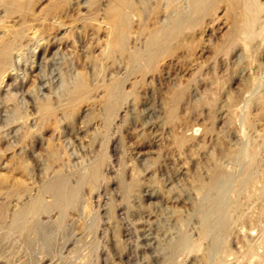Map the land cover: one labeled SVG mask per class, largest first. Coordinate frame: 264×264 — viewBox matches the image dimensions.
<instances>
[{
  "label": "rangeland",
  "instance_id": "374dc122",
  "mask_svg": "<svg viewBox=\"0 0 264 264\" xmlns=\"http://www.w3.org/2000/svg\"><path fill=\"white\" fill-rule=\"evenodd\" d=\"M70 1H65L66 7L63 6L59 14L61 20L66 21H63L65 24L57 27L55 24L57 18L48 13L53 0H37L36 18L27 19V26L32 28V32L41 29V25L53 27L55 24L54 27L57 28L51 27V29L47 26L49 33L43 35L39 46L35 42L40 34L29 32L23 42V58L17 56L15 58L19 71L12 70L10 76H6L0 87V117L2 116L0 119L6 123L13 116V107L18 106L20 110L28 111L30 119L28 123L31 126L34 124V129L38 123L36 121L38 120L36 112L38 96L40 99L47 98L48 95L54 100L63 99L61 88L63 71L67 73L66 84L71 85L78 73H85L87 78H92L90 84L93 89L90 98L82 102L78 109L75 119L77 126L71 127L70 122L64 120L62 111L59 110L58 117L63 119L62 128H56L54 125L45 128L42 131L45 138L41 142L34 143L33 146L32 144L28 146L27 149L31 153L29 177L16 174L15 177L9 179L11 180L9 183L5 184L6 187L0 186V264H80L79 261L83 262L86 258L88 260L85 261L86 264H164L165 259L171 255L170 245L178 239L182 230L179 224L180 219L187 222L186 232L189 233L191 241L199 239L200 223L194 215H196L197 206L202 201V195L196 188L200 180L203 183L204 181L209 182L217 168L225 173L234 175L239 173L240 168L236 166L235 159H231L228 155L234 150L238 151L241 145L248 140V134L251 131L238 124L240 123L239 117L248 105V116L255 123L254 133L253 131L251 133L256 135L264 130L261 103L252 102L255 93L253 90L255 91L258 87L264 89V44L258 46L259 50L250 51L248 47L240 43L235 50L228 53L223 52L221 46L226 41L232 27L231 20L234 18V10L231 6L232 0H219L215 3L216 5L212 6L213 9L211 8L209 13L200 15L195 25L186 27L187 29L183 30L178 39L172 40L169 47L171 51L162 55L153 66H146L142 63V73L130 72L129 65L127 67V53V56L121 57L122 60L118 55L117 63L110 62V66L107 64L106 71L98 73L97 77L90 68L91 64L88 63L87 56L90 53L91 56L101 55L102 49L105 48L103 46H105V39L110 29L105 9L110 0H98L94 5L99 6L96 8L88 7V0ZM133 1L137 13L135 16L134 14L130 16L131 27L128 39L130 51L141 48L145 38L149 35L148 32L160 28L161 18L164 20L166 16L163 5L166 0H146L148 1L146 4L145 0ZM184 1L187 3L186 0H176L175 3L184 7L186 5ZM261 1L264 2V0ZM156 8L161 9L158 14L154 12ZM68 11L71 13L69 14ZM4 21L6 26L12 27L18 26L23 20L20 16L14 15ZM147 26L148 29H146ZM58 37L60 41L55 42L59 39ZM89 46H92V52ZM33 47L37 48L33 50ZM33 54L36 57L34 66L29 62ZM120 76L126 80L124 90L129 96L111 128L105 130L104 119L102 120L104 118L105 85L111 84L115 78ZM251 80L256 83L254 86L248 83ZM215 81L217 83H214ZM179 91H183V95L175 104L176 109L174 115L171 116L170 110L174 105V97ZM19 125H21V120L5 126L4 130L11 132L12 129L17 130ZM14 135L15 132L10 136ZM181 139L184 142H180ZM51 141L53 143L57 141V145L61 146V150L63 149L62 158L59 160H62L61 162L48 164L46 160L45 155L49 151L48 143ZM15 144L17 143L14 142ZM6 146L7 144L4 149L7 148ZM14 150L9 151L8 159L0 167V173H6V162L11 161L12 154L21 153V147L18 145ZM103 153L107 154L108 161H110L103 165L101 183L99 182L97 188H93L89 182L83 185L79 195L80 202L78 201L73 209L66 212L62 225L57 226L55 223L58 218L57 210L43 213L40 216L44 227L46 226V229L51 227L47 230L53 237L52 245L46 247L42 241H38L37 245L32 248L33 251L24 236L20 234L3 236L5 226L14 211L36 197L44 183L48 178L53 177L55 172L61 170L70 175L74 183L76 181L74 173L81 166L85 167L89 163L99 161ZM95 155H100V157L97 158ZM47 165H50L48 170H46ZM120 175L128 184L140 180L128 201L123 199L121 193ZM16 178L21 179L16 180ZM16 181L19 182V187L9 193L11 186L7 184L12 185ZM231 197L235 195L231 193ZM47 200L50 201L51 198L48 197ZM251 201L240 213V219L233 234L228 238L232 251L230 254H235L237 260L234 256L228 255L226 261L232 263L226 262L225 264H246V262L253 264L255 261L251 258L248 263L250 258L244 254V247L248 237L249 240H254V237L258 236L259 226L264 228L263 214H261L264 199L257 196L255 201L254 199ZM259 214H261L260 217ZM243 215L245 217H242ZM96 218L100 219V222L95 227ZM53 219L55 222L51 221ZM237 233L240 239L236 238ZM204 242L207 244L205 243L203 247ZM93 243L97 246L95 249H92ZM202 244L205 250L208 240L204 239ZM203 250L197 252L186 250L175 257L173 264H201ZM80 252L83 255L82 258L79 257Z\"/></svg>",
  "mask_w": 264,
  "mask_h": 264
},
{
  "label": "bare ground",
  "instance_id": "6f19581e",
  "mask_svg": "<svg viewBox=\"0 0 264 264\" xmlns=\"http://www.w3.org/2000/svg\"><path fill=\"white\" fill-rule=\"evenodd\" d=\"M65 1L66 0H53V2L51 3V5L49 7L48 13L50 15H54V17L57 18L56 19L57 21L54 19L57 22V23H55V21H54V23L57 25V27H59V26L61 27L65 24L63 22L65 20H63V19L61 20V18L59 16L60 11L62 10L63 6L66 7V5H64ZM97 1L98 0H88L87 1L88 7L91 8L92 6H94L96 4ZM175 1L176 0H166L165 4H163V2H161L164 5V8L166 10V12H164V14L166 13L165 19L163 20V18H161L162 20L160 22H162V23H159L162 26L158 29L151 31L150 33L148 32L149 35L145 38V41H144L143 46L141 48H137L134 51H130L129 50L130 48H128L129 47L128 39H129L130 27H131L130 26V16H131V14H134V16L136 15V13H137V9L135 7L136 5H134L133 0H110V3L108 4V6L105 9L107 24L110 27L109 32H108V37H107V39H105L106 40L105 46H103L105 48L102 49L100 47L103 50V51L101 50L102 51L101 55L95 53V55L97 54L98 56H91V53H90V55L87 56L88 63L91 64L90 68H92V71H94L96 76L98 77V75H97L98 73L100 74L103 71H106L105 68H108V66H110L109 65L110 62H113V63L115 62V64H116L117 63L116 62L117 57H119V56H120V58L124 57L127 53H128V56L126 55L128 57L127 67L129 65L130 72L142 73V71H143L142 63H144L146 66H153L162 55H164L166 52L171 51V49H169L171 41L176 39V38L178 39V37L181 36V34L183 33V30L186 27L195 25L199 21L200 15L202 13H204V15L207 14V12L209 13L212 6L215 3H217L219 0H186L187 3L184 1L186 3V5L184 4L185 5L184 7L178 5L177 2L175 3ZM36 2H37V0H0V9H1L0 12L2 13L0 15V31H1L0 32V87L4 83L6 76H10V73L12 70L13 71L16 70V72H17V70L19 71V69H17L18 67H17L15 58H16V56L18 58H23V51H22L23 50V42H24L25 38L27 37V35L29 34V32L32 30L31 27L27 26V19L30 18V20H31V18H34V17L36 18V12H35ZM147 2L148 1H146L145 4ZM70 3H71V1H70ZM179 4H181V2ZM231 4L230 5L233 6V10H234V13H233L234 18H233V20H231L233 23H232V27L229 31L228 37H227L226 41L224 42L223 46H221L222 51L225 53L233 51L239 46L240 43H242L243 46L248 47V50L250 49V51L258 49L259 48L258 46H261L262 44H264V2H262L261 0H232ZM74 7H76V6L74 5ZM96 7H99V6L97 5ZM159 8H161V7H159ZM161 9H163V8H161ZM70 10H72V9H70ZM160 10H158L156 8V10H154V12H156V14H158V12H160ZM233 10H232V12H233ZM41 11H42V9H41ZM70 13L71 12H69V14ZM233 14H232V16H233ZM14 15L20 16L23 20L22 23H20L18 26H12V27L6 26L4 20L7 18H11ZM72 15H74V14H72ZM70 16L71 15H69V17ZM41 17H42V15H41ZM54 25H53V27H54ZM41 26H42L41 29L35 30V28H34L35 31L34 32L31 31V33H33V34H36V33L40 34V36L37 38V41L35 42V43H37V46H39V42L43 40V35L49 31V28L52 27L51 25H50V27L47 25L49 28L47 26L46 27L45 26L43 27V25H41ZM57 27H54V28H57ZM142 28L144 29L143 26H142ZM146 29H148V26ZM58 41H60V38L57 39L55 42H58ZM91 45L93 46V44H91ZM177 45H178V43H177ZM92 46H89L90 51H91V49H93V48H91ZM36 48L37 47H35L33 50H35ZM263 48H264V46H263ZM29 49L31 50V48H29ZM172 49H174V48H172ZM94 51H93V54H94ZM241 51H242V49H241ZM85 55H86V53H85ZM240 55H241V53H240ZM236 58L237 57H235V59ZM241 58H242V55H241ZM120 60H122V58ZM236 61H238V60H236ZM29 62H30V64H32V66H34V64L36 62V57L34 54L31 55V61H29ZM124 63H125V60H124ZM67 64H68V62H67ZM107 64H108V66H107ZM119 64H120V61H119ZM243 64H244V62H243ZM83 65H85V63ZM235 65H237V64H235ZM123 66H125V65H123ZM243 67H245V66H243ZM256 68H257V66H256ZM69 69H72V68L69 67ZM122 70H123V72L125 71L124 69H122ZM63 72L64 73H62L63 75L61 78V88L63 91V95H62L63 99L59 98L58 100H54L49 95H48V97L46 96L47 98H44V99L41 98L40 99V97L38 96L37 102H36L37 103V111L36 112L38 114V116H37L38 120L35 119L36 121H38V123L36 124L35 129H34V124H32L33 126H31L28 123V120H30L29 114L27 113L28 111L24 112V111H22L23 109L20 110L18 108V106L13 107V116L6 123L3 122L2 119H0V167L2 166L4 161L6 159H8V155L10 154L9 151H11V152L15 151L14 148L17 147V145L21 147V153L15 152L14 154H12L11 161L6 162V166H5V168L7 170L6 173H4V174H2L3 172L0 173V186H5L6 183H9L11 181V180L9 181V179L12 177H15L16 174H20L23 176L28 175L27 177H29V174H30V170H29V165H30L29 162L30 161L29 160L31 157V153H29L27 148L30 144H32V146H33L34 143L41 142V140L45 138L42 135V131L45 128L54 125L56 128L60 129L63 119L61 120L58 117V114H59L58 111L59 110L62 111L64 120L70 122L71 127L76 125L75 122H77V121H75V119L77 116L78 109H80L79 107H80L81 103L84 101H87L91 96L90 94H92L91 91L93 89H92L91 84H90V80L92 78L91 79L87 78L85 73H78L77 77L75 79H73V82L71 81L72 84L69 85V83L66 84V82L68 80L66 77L67 73L65 71H63ZM90 73H89V75H90ZM94 73H92V74L95 78ZM72 74H73V72H72ZM126 74H127V72H126ZM123 75H125V73H123ZM127 77H129V75L126 76V80H127ZM25 78H27V77H25ZM69 79L71 80L72 77ZM97 80H98V78H97ZM126 80L124 77L120 76V77L115 78L111 84L106 83L108 85H105V103H104V115H103L104 118H102V120L104 119L103 123H105V127H106L105 130L111 128V126L113 125V122L115 121V119L118 115V112L123 108L126 100L128 99L129 94H128V92H126L124 90V82ZM29 83H30V81H29ZM214 83H217V82L215 81ZM248 83L252 86H254L256 84L252 80L249 81ZM32 86H33V84H32ZM207 86H209V85H207ZM138 88H136V89H138ZM208 89H209V87H208ZM250 89H251V86H250ZM254 89H255V87H254ZM213 90H214V88H213ZM36 91L37 90H35V92ZM214 92H215V90H214ZM253 92H255V93H254V96L252 98V102H260L261 103V112H262V115L264 116V89H261V87H258L255 91L253 90ZM54 93H55V90H54ZM28 94H30V93H28ZM59 94L61 95V90H60ZM54 95H56V94H54ZM182 95H183V91H179L176 93V95L174 97V105L172 106V108L170 110L171 116L174 115V112L176 109L175 104L182 97ZM93 98H94V94H93ZM92 102H94V101H92ZM92 104H95V103H92ZM25 110H27V109H25ZM8 112H10V111H8ZM248 112H249V105L244 110V113H242V115L239 117L240 123H238V124H241L243 126V128L245 127L248 130H250L251 132L253 131V133H254V129H255L254 124L255 123H253L250 120V118L248 116ZM20 120H21V125H19L20 127L17 130L12 129L11 132H9V130H4L5 126H8V125L10 126L11 123H14V122L20 121ZM97 120H98V118H97ZM228 122H229V120H228ZM68 127H69V125H68ZM114 130H115V128H114ZM262 131L263 132L257 133L256 135L249 132L247 142L244 145H241L242 147L238 151L234 150V152H231L228 155L229 157H231V159L232 158L235 159L236 166L238 168H240L239 173H237L236 175H234L233 173H225L220 168H217L213 172L211 178L209 179L210 180L209 182L207 181V183H205V181H204V183H203L200 180V182L196 185L198 193H200L202 195V201H200L199 205L197 206L196 215H194L195 217L198 218V221L200 223L199 239L196 241L195 240L191 241V239H190L191 237L189 238V236H188L189 233L187 234V232H186L187 222L183 219H180L179 224H180L182 230L180 232L178 239L175 240L170 245L171 255L165 259L164 264H173L175 262V257L177 255L181 254L182 252L186 251V250H189V252L190 251H195V252L202 251L203 250L202 245L204 244L203 245V247H204L207 244L206 243L207 241L202 244V241L204 239L208 240V246L205 248V250H203V258H201L202 259L201 264H204V262L206 264L208 262H211L212 264H225L226 262L232 263V262L226 261V260H228L227 259V257H229L228 255H232V254H230L232 251L229 247L230 241L228 243V238L231 234H233L232 232H233L238 220L240 219V213L243 211L244 207L246 206V204L249 201H251L252 199H254V201H255V197L258 196L259 198H262V200L264 199V130H262ZM13 132H15V135L10 136ZM117 136H118V134H117ZM108 137L107 138L105 137V138L108 139ZM12 138H14V140ZM59 139H60V136H59ZM59 139H58V141H59ZM51 140H52V138H51ZM110 140H112V139H110ZM182 141H183V139L180 140V142H182ZM14 142H16L17 144L14 145ZM6 144H7V146H6L7 148L4 149V146ZM61 144L62 143H60V145ZM48 149H49V151H47L48 153L45 155L46 160L48 161V164L49 163L51 164L53 162H57L62 158L61 157V153H62L61 151L63 149L61 150V146L57 145V141H56V143H53L52 141L50 143H48ZM101 152H100V154H101ZM95 156H97V155H95ZM98 156L100 157V155H98ZM98 156H97V158H99ZM43 159H44V157H43ZM61 161H59V162H61ZM107 161H108V156H107V154L103 153L101 155V158L99 161H96L93 164L89 163V164H87L88 166H85V167L81 166V168L79 170H77L76 172L73 171V172H75L74 175H76V181H74V183L71 181L70 175L63 173L61 170H58L57 172L54 171L55 173L53 174V177L48 178V180L44 183V185L42 184L43 187H42V189H40L41 190L40 193L38 192L39 194L36 197L29 200L26 204L24 203L25 205L23 207L14 211V213L10 216V220H9V222H7V225L5 226V231L3 233V236L9 237V236H13L15 234H20V235L25 237V240L27 241V243L29 244V247L31 249L34 248L35 245H37L36 243L38 241H42V243H44V245L46 247H49L50 245H52L53 237L48 232L50 230L49 229L50 226L47 228L49 230H47L46 226L44 227V225L42 223L43 221L40 220V216L43 213H49L52 210H57L58 211V218H57L56 222L54 221V219L51 221L52 222L54 221L55 223H57L56 224L57 226H61L64 219H65L66 212L69 209H73L76 206V204L78 203L80 191H81L83 185L86 184L87 182H89V183H91L93 188H97V186H98V184L101 181L102 176H103V171H102L103 165ZM49 166L50 165H47L46 170L50 169ZM3 170L4 169H2V171ZM232 170H234V169L232 168ZM70 172H72V171H70ZM67 173H69V172H67ZM20 175H18V176H20ZM121 175L123 176L124 174H121ZM121 175L119 177V186L121 189V193L123 194V199L128 201L130 199V197L132 196V194L134 193V190L138 187L140 180H139V182L134 181L133 183L128 184V183H125L123 181V179L121 178ZM117 178H118V176H117ZM18 179H21V178H16V180H18ZM258 183H260V184L258 185ZM7 186H11L10 188L8 187L9 193H11L13 190H15L19 187V182L16 181L12 185L7 184ZM1 190H2V187H1ZM231 193L234 194L235 197H231ZM20 194H21V192H20ZM48 197L51 198L50 201L47 200ZM257 200H259V199H257ZM251 202H253V201H251ZM250 205H251V203H250ZM261 206H262V204H261ZM258 207H259V205H258ZM261 209H262V213L261 212L260 213L263 214L262 218L264 220V206ZM256 214H258V212ZM261 214H259L258 216L260 217ZM242 217H245V216L243 215ZM99 222H100V219L96 218L94 226L96 227L99 224ZM258 222H257V225H258ZM241 223H242V221H241ZM246 223H247V221H246ZM255 224H256V221H255ZM243 226L245 227V225H243ZM246 228H248V227H246ZM260 228L261 227L259 226V229H257V230H260V231H258L259 232L258 236L256 238L254 237V240L253 239L249 240V237H248V241L245 243V247L243 246L245 248L244 254L248 258H250V259H248V263L250 262L251 258H254L255 261L253 264H264V228H261V229ZM196 229H197V227H196ZM239 230H241V229L239 228ZM237 236L238 237H236V238H239V234ZM241 243H243V241ZM93 244H92V249H95L97 246H96V244H94V245ZM240 244H239V246H240ZM36 248H37V246H36ZM36 250H38V249H36ZM242 250H243V248H242ZM81 252L79 255H81ZM91 252L93 253L92 250H91ZM87 253H89V252H87ZM92 253H89V254H92ZM239 254H241V253H239ZM234 255H232V257ZM82 256L83 255H81L79 257L82 258ZM238 256H237V258H238ZM83 258L85 259V257H83ZM233 259H232V261H233ZM235 259H236V257H235ZM86 260H87V258L83 262L82 261H79V262H81L80 264H86V262H85ZM240 261H241V259H240ZM240 261H238V262L242 263ZM234 262H235V260H234ZM243 263H244V261H243ZM246 264H247V262H246Z\"/></svg>",
  "mask_w": 264,
  "mask_h": 264
}]
</instances>
